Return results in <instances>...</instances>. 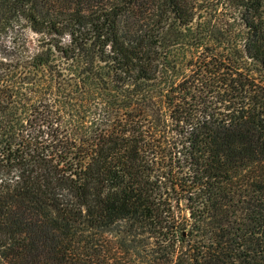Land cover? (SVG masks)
<instances>
[{
	"label": "trees",
	"instance_id": "16d2710c",
	"mask_svg": "<svg viewBox=\"0 0 264 264\" xmlns=\"http://www.w3.org/2000/svg\"><path fill=\"white\" fill-rule=\"evenodd\" d=\"M226 2L0 0V264H264V0Z\"/></svg>",
	"mask_w": 264,
	"mask_h": 264
},
{
	"label": "rangeland",
	"instance_id": "374dc122",
	"mask_svg": "<svg viewBox=\"0 0 264 264\" xmlns=\"http://www.w3.org/2000/svg\"><path fill=\"white\" fill-rule=\"evenodd\" d=\"M214 5H213V9L210 8L209 12L206 15V12H204V18L199 17L198 18V23H202L205 19L206 20H212V23L214 25H216L217 27H219L222 30H226L229 29L231 26H235L236 28H239V20L236 21V25L234 24L233 19L230 18V13L232 12L231 6L228 4V2L225 3V0H211ZM207 17V18H206ZM197 23V24H198ZM232 24V25H231ZM212 25V24H210ZM202 28V27H201ZM211 44H214L217 47V42H211ZM226 44V42H222V47L216 49L215 51L220 52L221 54L223 53L224 55L228 53V50L226 48H224V45ZM189 45L184 44V45H180L177 46V48L173 49V52L171 55H176L175 59L177 58L178 61H185L184 64L188 63V60L192 59L193 56H195L196 58H200L202 60L206 59V55L210 52H207V50L201 48L198 49L199 52H197V49H195V47H193L192 49L188 47ZM210 60V59H209ZM208 60V61H209ZM208 61H206L205 63H208ZM184 71L185 73L180 76L177 80H176V84H184V86H187L189 84H187V82L190 81V83L195 84L196 82L198 83V80H193L194 75L195 77H203V72L202 69L197 67L195 68V70H191V68H189V66L186 68V66L184 67ZM251 71V74H256L257 72L255 71ZM201 83V81H199ZM186 83V84H185ZM198 89V88H197ZM192 93L194 94L193 96L189 95L188 97L185 98V100L183 101V106L184 107H188L190 105H195L197 103L203 102L204 101V96H202L201 93L202 91L200 89L193 91L191 90ZM161 103L163 104V106H168V104L166 102H168V100L166 101L165 98H161ZM170 196L172 198L169 201H172V206H171V211L172 213L175 212V215H177V220L180 222L181 220H183V218L185 217L186 213H187V209H186V205H185V201H180L178 202L177 200V195L175 194V190H170L167 192V197Z\"/></svg>",
	"mask_w": 264,
	"mask_h": 264
}]
</instances>
